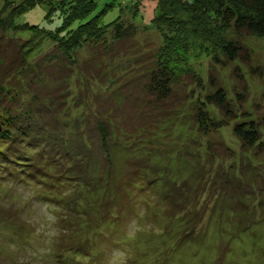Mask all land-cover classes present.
I'll return each mask as SVG.
<instances>
[{
	"label": "rangeland",
	"instance_id": "obj_1",
	"mask_svg": "<svg viewBox=\"0 0 264 264\" xmlns=\"http://www.w3.org/2000/svg\"><path fill=\"white\" fill-rule=\"evenodd\" d=\"M5 1L0 0V11ZM23 1L9 0V4L17 6ZM93 1L96 6L90 16L100 15L102 24L112 23L124 10V18L138 27L146 25L154 16H150L155 3L152 4V0ZM47 10V6H36L20 15L17 22L54 30L61 25L63 16L57 11L47 18ZM78 24L75 23L72 28ZM8 36L13 39L8 52L16 53L19 45L30 38V33H8ZM242 41L251 57L249 65L238 62L214 65L216 80L234 102L236 93H246L243 108L258 117L264 116V39L245 36ZM161 44V38L155 31L138 28L130 42L116 44L117 53L113 58L105 54L100 56L93 48L84 47L76 53V65L72 66L64 58H57L53 45L46 42L36 50L31 62L39 66L37 80H43L51 97L57 95L60 103L55 107L58 113L55 117L59 121H67L68 133L78 129L72 123L74 118L83 116L84 110L77 104L84 103L87 98L94 105L98 103V98L116 97L117 102L124 101L118 116L125 127L123 120L131 122L138 117L139 122H144L137 107L141 94L134 84L142 74V65L148 64V56ZM202 53L193 49L188 57L192 67L207 84L211 63ZM48 55H54L52 64L55 63V66L51 67L46 61L45 56L48 59ZM90 61L94 64H88ZM258 69L262 70V75L257 72ZM239 73L245 80L239 78ZM11 79L14 85L23 87L25 94V78L16 74ZM87 83L88 88H84ZM10 86L6 81L4 90L8 93L13 91ZM172 108V104L161 105V110L166 113H163L162 122L150 128L151 134L144 136L142 145L145 148L141 147V153L127 154L120 146L112 148L116 182L123 175L121 170L131 156L137 163L139 159H148L149 162L145 163L151 170L143 172V175L146 180L155 182L146 190L131 191L136 195V202L123 210L122 218L114 226L97 229L101 235L90 239L93 256L67 251V244L72 239L64 234L65 228L60 221L64 211L41 200L38 195L41 191L36 183L11 186L0 179V264H264V145L246 152L241 150L240 143L232 134L234 122H231L229 127L207 138L213 146L221 140L231 149L229 152L222 147V157L212 158L205 150L204 140L188 124L175 119ZM85 111L88 124L93 128L95 124H91L89 110ZM180 112L178 107L177 114ZM126 127L129 132L133 130L129 124ZM82 128L86 129L85 126ZM80 134L88 136L85 131ZM262 140L264 142V136ZM88 142L91 151L85 160L92 163L89 169L94 178L91 181L98 184L100 166L102 170L105 163L99 154L97 137L93 136ZM69 145L76 149L78 143ZM82 147L85 149L87 145L82 143ZM154 162L158 166L164 162L167 169L163 165L158 172L152 167ZM101 193L100 190L90 193L82 185L75 190L73 187L69 189L70 197L77 200L79 212L70 217V221H76L71 229L74 239L81 235L78 217L87 204L86 200L90 202ZM172 206H176L178 212L180 208L197 212V218L194 216L192 220L200 222V235L181 247L174 242L184 227L179 223L185 216L169 219L167 213ZM235 209L239 213L234 212ZM241 221L250 225L248 233L240 231Z\"/></svg>",
	"mask_w": 264,
	"mask_h": 264
},
{
	"label": "trees",
	"instance_id": "obj_2",
	"mask_svg": "<svg viewBox=\"0 0 264 264\" xmlns=\"http://www.w3.org/2000/svg\"><path fill=\"white\" fill-rule=\"evenodd\" d=\"M152 1L156 3L154 16L142 27L124 18L126 10L121 11L112 23L102 24L100 15L90 16L96 6L93 0H24L17 6L6 0L0 11V179L11 186L34 182L40 188L38 195L41 200L62 208L64 215L60 221L65 228L64 234L72 239L67 244V251L73 254L90 257L93 251L90 239L101 235L97 229L114 226L122 218L123 210L136 202V195L131 191L146 190L155 182L146 180L143 175V172L151 170L145 163L149 162L148 159H139L137 163L132 156L126 160L121 170L123 175L116 182L112 148L120 146L127 154L141 153L144 136L151 134L150 128L162 122L163 113H166L161 110V105L172 104L174 118L188 124L204 140L205 150L212 158L222 157V147L229 152L231 149L221 140L213 146L207 138L229 127L231 122H234L232 134L240 143L241 150L246 152L264 145V116L258 117L243 108L247 99L244 92L236 93L234 102L226 89L218 84L214 71L215 66L237 62L249 65L251 57L242 39L245 36L264 39V0ZM41 5L48 8L47 18L57 11L63 16L59 27L45 30L17 22L20 15ZM75 23L79 24L72 28ZM138 28L155 31L162 42L148 56V64L142 65V74L134 84L141 94L137 107L144 122H139L138 117L131 122L123 120L126 126L133 127L129 132L118 116L124 101L117 102L116 97L98 98V103L94 105L87 98L77 105L83 108L84 113L89 110L91 124L95 125L90 127L87 114L82 112L83 116L74 118L72 123L78 129L68 133L67 121H59L55 117L59 99L57 95L50 96L52 94H49L42 79L37 80L39 66L31 62V57L49 42L58 53L57 58H64L72 66L76 65V53L84 47L93 48L100 56L105 54L113 58L117 53L116 44L130 42ZM8 33H30V38L19 45L16 53H10L13 39ZM193 49L201 50L210 59L207 84L189 61L188 55ZM45 57L51 67L55 66L54 62L52 64L54 55H48V59ZM257 72L260 75L263 73L261 69ZM16 74L25 78V94L21 85L13 84L11 77ZM239 78L245 80L242 73H239ZM83 79L86 81V77ZM6 81L13 89L10 93L4 90ZM59 83L62 84L61 80ZM190 84L194 87L188 89ZM88 86L87 83L84 88ZM58 90L63 93L59 86ZM109 105L111 108H108ZM178 107L180 114H177ZM82 126L86 129H81ZM84 131L88 136L79 135ZM90 136L97 137L99 154L105 163L102 170L100 166L98 184L91 181L94 178L89 169L92 163L85 160L91 151ZM127 141L131 143L123 144ZM73 142L78 143L76 149L69 145ZM82 143L87 148L83 149ZM162 164L167 167L164 162ZM163 165L158 166L154 162L152 167L160 172ZM79 185L90 193L99 190L102 193L96 200H86L87 204L78 217L81 235L74 239L71 229L76 221H70V217L79 212L77 200L70 197L69 189L73 187L75 190ZM80 194L82 196V191ZM192 212L188 208H180L178 212L177 207L172 206L167 213L169 219L174 220L185 216L179 223L184 227L174 242L177 247L200 235V222L192 220L197 212ZM234 212L239 213L237 209ZM241 224L240 231L248 233L250 225L244 221ZM225 252L226 247L223 248V256Z\"/></svg>",
	"mask_w": 264,
	"mask_h": 264
},
{
	"label": "crops",
	"instance_id": "obj_3",
	"mask_svg": "<svg viewBox=\"0 0 264 264\" xmlns=\"http://www.w3.org/2000/svg\"><path fill=\"white\" fill-rule=\"evenodd\" d=\"M152 4H153V1H152ZM152 4H151V6H152ZM152 8H154V10H155V3L153 4ZM154 10L152 12H150V16H152V14H154Z\"/></svg>",
	"mask_w": 264,
	"mask_h": 264
}]
</instances>
